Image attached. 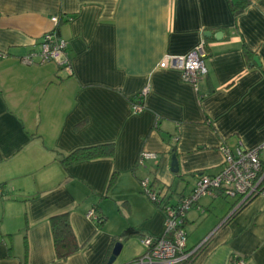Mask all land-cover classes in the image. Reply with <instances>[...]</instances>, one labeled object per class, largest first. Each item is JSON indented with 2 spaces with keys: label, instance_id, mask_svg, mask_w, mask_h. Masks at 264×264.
I'll list each match as a JSON object with an SVG mask.
<instances>
[{
  "label": "crops",
  "instance_id": "obj_1",
  "mask_svg": "<svg viewBox=\"0 0 264 264\" xmlns=\"http://www.w3.org/2000/svg\"><path fill=\"white\" fill-rule=\"evenodd\" d=\"M54 29L68 42L73 75L21 62ZM202 43L208 73L197 86L159 68ZM0 52L8 54L0 60V264H107L118 243L114 264H130L145 253L143 238L166 234L165 211L142 179L177 204L199 175L221 170L222 146L264 142V0H0ZM145 88L136 114L132 101ZM103 145L111 154L62 163ZM144 150L158 159L141 167ZM236 209L219 194L188 212L187 248L200 247L188 264H264V189ZM61 214L80 246L67 259L51 227ZM129 228L138 233L122 238Z\"/></svg>",
  "mask_w": 264,
  "mask_h": 264
},
{
  "label": "built area",
  "instance_id": "obj_2",
  "mask_svg": "<svg viewBox=\"0 0 264 264\" xmlns=\"http://www.w3.org/2000/svg\"><path fill=\"white\" fill-rule=\"evenodd\" d=\"M53 22L57 27L60 21L54 18ZM7 56V53L0 52V60ZM208 57L207 46L202 43L187 55L165 56L159 68L179 71L185 82L197 86L198 82L207 76L205 60ZM21 62L28 66L55 63L69 75L74 73L72 61L68 55V42L58 34L56 29L43 36L38 52L28 53L21 58ZM149 92L150 89L145 88L132 102L134 113L141 114L145 110L144 101ZM221 151L224 155L221 170L215 175H199L192 193L183 197L177 204H164V196L153 189L151 179L141 180L140 185L144 194L153 203L162 206L165 211L166 234L162 237L143 238L142 243L146 251L130 264H188L190 258L198 252L200 247L194 251H189L187 248L188 235L185 229L187 214L199 204L202 197H217L220 194L226 198H237V211L264 189V161L262 159L264 142L249 149L240 145L235 151L224 145ZM157 159V153L144 150L139 154L138 165L145 167L148 161ZM87 217L99 223L102 221L95 210H90ZM232 264H245V262L238 260Z\"/></svg>",
  "mask_w": 264,
  "mask_h": 264
},
{
  "label": "trees",
  "instance_id": "obj_3",
  "mask_svg": "<svg viewBox=\"0 0 264 264\" xmlns=\"http://www.w3.org/2000/svg\"><path fill=\"white\" fill-rule=\"evenodd\" d=\"M243 8V4L234 5L233 7L236 13L241 12ZM112 149V145L79 149L71 155L64 157L62 163L67 167L76 162L107 156L111 154ZM51 227L54 234L55 250L59 259H67L79 250L80 246L70 224L68 214H61L51 218ZM137 233L138 231L134 228H129L122 234V238L131 237Z\"/></svg>",
  "mask_w": 264,
  "mask_h": 264
},
{
  "label": "water",
  "instance_id": "obj_4",
  "mask_svg": "<svg viewBox=\"0 0 264 264\" xmlns=\"http://www.w3.org/2000/svg\"><path fill=\"white\" fill-rule=\"evenodd\" d=\"M211 33H207L206 36H210ZM256 63H258V59L255 58L254 60ZM172 171L174 173H178L179 172V164H178V160H177V156L173 155L172 157ZM122 249V244L118 243L116 244L114 250H113V254L110 257V259L108 260L107 264H114V262L116 261L117 257L120 255V251Z\"/></svg>",
  "mask_w": 264,
  "mask_h": 264
},
{
  "label": "rangeland",
  "instance_id": "obj_5",
  "mask_svg": "<svg viewBox=\"0 0 264 264\" xmlns=\"http://www.w3.org/2000/svg\"><path fill=\"white\" fill-rule=\"evenodd\" d=\"M147 196V195H146ZM232 200H235V201H237V198H232Z\"/></svg>",
  "mask_w": 264,
  "mask_h": 264
}]
</instances>
